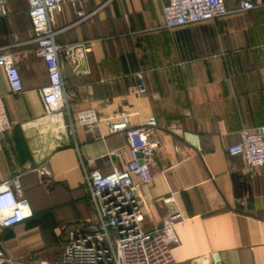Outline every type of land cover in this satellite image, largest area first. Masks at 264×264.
Instances as JSON below:
<instances>
[{"label":"crops","instance_id":"0c3cea01","mask_svg":"<svg viewBox=\"0 0 264 264\" xmlns=\"http://www.w3.org/2000/svg\"><path fill=\"white\" fill-rule=\"evenodd\" d=\"M249 1L254 9L224 0L225 16L173 28L163 25L160 0L64 4L54 16V42L88 41L90 51L76 60L59 53L66 102L47 117L37 92L46 72L32 54L26 1L7 0L0 52L11 54L21 91L9 92L0 66V98L13 122L0 137V181L19 175L31 212L0 228L7 257L60 256L65 232L91 218L82 167L105 175L128 159L126 133L108 134L106 126L127 114L130 128L153 118L159 141L150 183L133 178L141 228L177 210L185 219L171 248L177 264H264V171L249 178L240 157L226 153L240 129L264 128V0ZM137 72L142 94L134 92ZM84 110L100 120L101 137L76 122Z\"/></svg>","mask_w":264,"mask_h":264},{"label":"built area","instance_id":"2783aa9c","mask_svg":"<svg viewBox=\"0 0 264 264\" xmlns=\"http://www.w3.org/2000/svg\"><path fill=\"white\" fill-rule=\"evenodd\" d=\"M26 15L30 22L32 54L44 65L46 84L37 92L44 116L61 114L66 98L59 69V53L65 59L76 60L90 51L88 41L57 45L52 29L54 16L60 13L64 4L74 7L77 2L89 0H25ZM163 25L173 28L186 23L210 21L225 16L228 11L224 0H160ZM256 5L249 0H239L238 9L247 11ZM9 14L7 0H0V17ZM78 19L84 18L75 10ZM0 66L3 68L9 92L21 91L18 70L11 54L0 52ZM134 92H145L143 75L135 74ZM76 122L92 138L101 137L97 130L100 120L92 110L76 114ZM13 122L5 115L0 98V137L12 129ZM108 134L126 133L128 159L118 170L112 167L110 173L102 175L98 168L86 170L82 167L85 198L89 204L91 218L65 232L60 256L53 260L28 254L19 259L7 257L0 245V264H177L171 256L176 244L175 227L185 219L177 210L164 218L149 231L141 228V211L133 194V178L138 184H149L152 178L150 164L159 147L156 122L153 118L129 127V115L120 114L114 122L106 123ZM238 140L226 148L228 156H238L249 178L254 171H264V128L240 129ZM112 155V153H109ZM114 155V154H113ZM20 176L0 181V228H10L31 217L23 198Z\"/></svg>","mask_w":264,"mask_h":264},{"label":"rangeland","instance_id":"374dc122","mask_svg":"<svg viewBox=\"0 0 264 264\" xmlns=\"http://www.w3.org/2000/svg\"><path fill=\"white\" fill-rule=\"evenodd\" d=\"M58 241V240H57ZM57 245H59V243L58 242H56V243H52V247H53V249L52 250H55V247L57 246ZM60 252H61V250L58 252L59 254H60ZM39 257V256H38ZM41 257V256H40ZM39 257V258H40ZM42 258V257H41ZM48 260H51V259H48Z\"/></svg>","mask_w":264,"mask_h":264},{"label":"trees","instance_id":"16d2710c","mask_svg":"<svg viewBox=\"0 0 264 264\" xmlns=\"http://www.w3.org/2000/svg\"><path fill=\"white\" fill-rule=\"evenodd\" d=\"M25 14H26V11H25ZM26 17H27V15H26ZM27 19H28V17H27ZM29 21V20H28ZM30 23V22H29Z\"/></svg>","mask_w":264,"mask_h":264},{"label":"bare ground","instance_id":"6f19581e","mask_svg":"<svg viewBox=\"0 0 264 264\" xmlns=\"http://www.w3.org/2000/svg\"><path fill=\"white\" fill-rule=\"evenodd\" d=\"M53 118V117H52ZM54 119V118H53Z\"/></svg>","mask_w":264,"mask_h":264}]
</instances>
